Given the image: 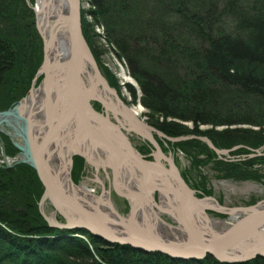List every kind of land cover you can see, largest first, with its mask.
<instances>
[{"label": "trees", "instance_id": "16d2710c", "mask_svg": "<svg viewBox=\"0 0 264 264\" xmlns=\"http://www.w3.org/2000/svg\"><path fill=\"white\" fill-rule=\"evenodd\" d=\"M33 1L0 0V111L26 96L41 63V40L29 8ZM89 4L87 13L105 27L138 80L149 123L178 137L206 136L217 149L239 147L218 159L198 140L175 143L194 167L202 164L201 155L211 160L219 179L260 182L254 167L264 163V156H250L264 147V0ZM81 28L88 40L92 27L85 18ZM181 122H190L193 130ZM201 126L211 129L202 132ZM218 126L226 129L217 132ZM196 190L210 195L202 186ZM42 194L28 165L0 169V264H222L209 256L189 260L144 253L104 244L84 230L50 228L38 210ZM81 234L91 249L77 238ZM236 264H264V259Z\"/></svg>", "mask_w": 264, "mask_h": 264}, {"label": "water", "instance_id": "95a60500", "mask_svg": "<svg viewBox=\"0 0 264 264\" xmlns=\"http://www.w3.org/2000/svg\"><path fill=\"white\" fill-rule=\"evenodd\" d=\"M52 1L38 0L31 8L44 41L42 84L46 81L48 90H52L47 72L54 75L56 83L61 84L60 89L56 88L58 95L54 103L47 102L43 122L33 118L37 112H27L24 106L27 98L0 112V129L13 130L14 136L21 140L14 142L20 153L16 164L28 165L42 183L38 209L47 225L68 232L84 230L107 245H129L144 253L160 252L176 259L202 260L209 256L222 264L264 259V201L230 209L220 206L211 196L196 197V192L180 176L173 158L163 155L152 140L149 132L154 128L137 121L133 115L126 119L110 103L107 93L113 91L82 36L79 0H59L56 9ZM51 46L61 52L60 61L49 65L46 58ZM33 90L34 87L30 96ZM97 101L115 115L120 113L129 123V131L150 139L157 149L152 161L146 160L130 144L121 129L125 124L121 121L116 124L109 114L93 109L91 102ZM186 140L205 143L217 156H228L237 149L218 150L205 136L171 139L172 142ZM78 141L81 144L77 145ZM88 143L96 148L94 151L102 158L100 162L87 156L81 147ZM256 153L252 156L264 155L260 151ZM75 155L84 158L97 173L103 169L106 178L110 173L113 189L130 205L124 217L109 200L93 196L73 184L70 167ZM49 204L52 211L46 216L44 211ZM209 211L243 217L219 221L210 218ZM56 214L62 215V222L56 220ZM160 214L168 216L172 224L162 220ZM218 223L223 225L222 229L217 227ZM168 230L171 237L165 234Z\"/></svg>", "mask_w": 264, "mask_h": 264}, {"label": "rangeland", "instance_id": "374dc122", "mask_svg": "<svg viewBox=\"0 0 264 264\" xmlns=\"http://www.w3.org/2000/svg\"><path fill=\"white\" fill-rule=\"evenodd\" d=\"M29 1L30 0H27V4H29L28 3ZM37 1L38 0H34L31 6L29 5V8L34 6V4ZM79 6H80L81 26H82V20L83 18H85V20H87V23H89L92 27V29L90 30L91 33H89V36H88V40L84 37L83 38L86 40L88 48L91 50L92 58L93 60H95V63L97 64V67L101 72V75L103 76L105 81H107L109 88L114 92V93L113 92H109V93L113 94L112 96L115 97V100L118 103L120 101L124 102L129 108V110H132L133 112L137 113L136 117L139 119V121L147 125V123H149L148 121L149 112L143 106V103H142L143 101H141L142 90H140L138 80H136L134 76L132 75L127 59L124 58V56H122L120 50L116 48L114 43L111 41L110 37L107 36L105 27H103L100 23H97V24L94 23L93 19L87 13V11L92 10V6H90L89 0H79ZM31 9L33 10V8ZM33 14H34V19H35L34 28L35 30H37L36 28L37 19H36L34 10H33ZM37 33L39 36V40H41V51H42L41 61H40L41 63L37 71L35 72L36 74L34 78L31 80V83H30L31 86L28 89L26 96L21 98V100H23L24 98H28L30 96L29 94H30L32 87H35V89L40 88L42 85V81L44 79L43 73L42 75L40 74V71H41L40 69H41V66L43 64V60L45 57V52L43 51L44 41L41 38L39 30H37ZM82 36H83V31H82ZM39 74H40V77H39ZM20 101L14 103L11 106V108H13V106L18 104ZM97 102H91L93 109L96 112L104 113L100 111L99 104H97L96 106L94 105V103H97ZM11 108L7 110H10ZM7 110H4V111H7ZM126 119H129V118H126ZM120 121L123 124H125L124 127L121 128L124 133V130L126 128L127 129L129 128L128 127L129 123L126 120H124L123 116H122V119H119L118 116L115 115L114 123L119 124L118 122ZM174 121L178 122L175 119L174 120L168 119V122H174ZM149 124L151 128L154 127L151 125V123ZM181 125L183 126L184 129L186 128L188 132L193 130V126L190 122H185V123L181 122ZM233 128L234 127H231V126L229 127V129H233ZM241 128L249 129L247 126H241ZM210 129H211L210 126L199 127V130L202 132L210 130ZM215 129H216L215 131L218 132V131H223L226 128L224 126H218V128H215ZM251 129H254L255 131L259 130L257 127H251ZM158 130L160 134L164 133L162 130L160 129ZM133 132L136 133L135 131ZM150 132H153V131H150ZM124 135L126 134L124 133ZM190 135H193V134H190ZM190 135H186V136H190ZM186 136H179V137H186ZM194 136H203V135H194ZM179 137L176 135L175 136L173 135L172 138L175 139ZM186 141H175L174 143L186 142ZM194 141H197V140H194ZM134 148L136 149L135 146ZM233 148H239V147H233ZM220 150H225V149H220ZM254 151H255V154H257L256 151H260V153L262 154L264 153V147H262L261 149L254 150ZM230 153L228 156L222 155V156H217V157L218 159L219 158L226 159L227 157H230ZM19 155H20L19 151L12 144L11 140H8L7 137L0 134V169L1 170L2 169H13V167L15 166L22 165V164H16L17 160H19L20 158ZM163 155L171 156L173 158L174 164L179 169L180 176H182L186 184L190 186V188L196 192V197L198 198L211 196L218 202L220 206H224L230 209L232 207L254 206V204H256L257 202L264 200V163L258 164L254 167L255 169L259 170V172L261 173V176H262L261 183L254 181V180L253 181H234L232 179L231 180H224L222 178L219 179L217 177L218 174L213 169L214 163H211L210 162L211 160L207 161L206 156H203V155L199 156L198 159L201 160L202 164L199 165L198 167H194L193 164H191L192 160L186 154L182 153V151L179 148L175 147V144L173 148L169 149L168 154L165 153ZM263 156L264 155L256 156V157H263ZM252 158H255V157L252 156ZM71 159H72V165L70 167L71 169L70 180H72L73 184L76 187H81L82 189L87 191L89 194H92L93 196H96V197H100V196L103 197L107 195L112 204V207L115 209V211H117L123 217L130 211L129 202L125 200L124 198L123 199L120 198L118 194L116 193L115 189H113L111 175H109L110 173H107L108 178H106V172L101 168L98 170V173H97L96 169L93 168V166H91L90 164L88 165L85 159L82 158L80 155L72 156ZM153 159H154V156H153ZM146 160L152 161V160H149L148 158H146ZM196 186H202V188L204 187L205 190H207L208 192L210 191V195L209 196L203 195L200 190L199 191L196 190ZM42 192H43V186H42ZM106 192H108V194ZM250 202H254V203H250ZM51 211H52V208L49 204L48 206L45 207L44 214H46V216H49L50 215L49 213ZM208 213L210 215V218L214 217L219 221L229 220V219L232 220L233 218L234 220L238 219L236 214H233V216L230 217V216H226L223 214L218 215L216 213H213L212 211H209ZM159 216L165 222L171 223V219H169L168 216H165L162 214H160ZM218 216H221V217H218ZM55 218L58 222L63 221V217L61 214H56ZM222 226H217V227L222 229ZM50 228H53V227H50ZM53 229H56V228H53ZM165 234L167 237L172 236V233L170 232V230L165 231ZM77 238L82 239L87 245H89L90 249L92 248V246L89 243H87L85 236L81 234ZM247 262H250V261H247Z\"/></svg>", "mask_w": 264, "mask_h": 264}, {"label": "bare ground", "instance_id": "6f19581e", "mask_svg": "<svg viewBox=\"0 0 264 264\" xmlns=\"http://www.w3.org/2000/svg\"><path fill=\"white\" fill-rule=\"evenodd\" d=\"M53 8L56 9L57 8V5L59 4V0H53ZM54 15V13L52 14ZM65 39V38H64ZM66 41V40H65ZM61 42V40L59 41V43ZM58 48H54L53 46H51L49 49H48V53H47V58H46V62L49 64V65H52V63H57L59 62L58 59H59V53L61 52H58L57 51ZM63 50V49H61ZM47 76L50 78H48V84L51 85L52 87V90H48V86L46 85V81L41 85L40 88L38 89H35L34 87V90L32 91V94L31 96H29L27 98V100L25 101V104L24 106L26 107L25 109L27 110V112H31V111H35L37 112V115L33 116L34 119H37L39 122H43L44 119H45V115H44V110L46 108V104L47 102L48 103H54V100L56 98V96L58 94H56V88L57 89H60V85L61 84H58L56 83L57 79L55 78V76L51 75V73L47 72ZM40 77V76H39ZM42 78V77H41ZM56 79V80H55ZM48 91H49V96H48ZM51 92V93H50ZM124 113H128V114H131L134 116V119H136L137 121H139V119L136 117L137 116V113L133 112L132 110H128V111H125ZM141 122V121H140ZM74 131H76L74 129ZM84 138V137H83ZM82 141H78V144H81ZM201 142V141H200ZM85 143V142H83ZM203 143V142H202ZM205 144V143H204ZM206 145V144H205ZM207 146V145H206ZM81 147H83L86 151V154L87 156H90L91 158H93V160H95L96 162H100V160L102 159L97 152H95L94 150L96 149L95 147L92 146V144H86L85 145H81ZM208 147V146H207ZM238 149V148H237ZM236 150V149H235ZM161 151V149H160ZM162 152V151H161ZM175 165V164H174ZM262 181V180H261ZM260 181V183H261ZM103 199L105 200H109L108 196L105 195L103 196ZM110 201V200H109ZM264 201V200H263ZM260 202V201H259ZM111 203V202H110ZM112 205V204H111ZM236 216L238 217V219H241L243 216L242 215H238L236 214ZM117 218V217H116ZM217 226H222V224H216Z\"/></svg>", "mask_w": 264, "mask_h": 264}, {"label": "flooded vegetation", "instance_id": "af4514ba", "mask_svg": "<svg viewBox=\"0 0 264 264\" xmlns=\"http://www.w3.org/2000/svg\"><path fill=\"white\" fill-rule=\"evenodd\" d=\"M112 95L113 94L108 92L107 96H109L112 99V100L110 99L111 100L110 103L113 102L112 104H115L114 105L115 109L118 112L124 113L125 111L129 110V108L127 107V105L124 102L120 101L118 103L115 100V97ZM97 104H99L100 111L109 114L110 117L112 118V120L115 121V114L111 112L110 108L103 105L102 103H98V102L94 103L95 106ZM124 115H126L128 118H129V116H131V114H128V113H124ZM117 116L119 119H122V115L120 113H118ZM147 125H149V127H150L149 123H147ZM152 128H155V127H152ZM124 133L127 135L131 145H134L141 155L146 156V158H148L149 160L153 159L154 153L156 152V148H155V145L151 143V141L149 140L148 137H145L143 135L142 136L138 135V134L134 133L133 131H129L127 128L124 130ZM150 133H151L150 135H151L152 140H154L156 142V144H158L159 148L161 149V151H162L161 153L168 154L169 149L174 147L175 143L171 141V139H173L172 138L173 135H170L169 133H165V132L160 134L159 130L156 128L153 129V132H150ZM0 134L7 137L8 140H11L13 145H14L15 141L21 142V140L19 138L14 137L13 130L7 129V127H4V129L3 128L0 129ZM226 218H228V217H226Z\"/></svg>", "mask_w": 264, "mask_h": 264}]
</instances>
